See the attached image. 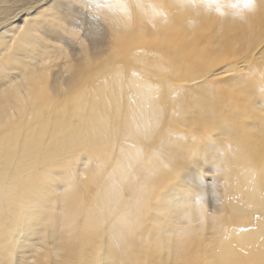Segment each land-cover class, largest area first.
Instances as JSON below:
<instances>
[{
  "label": "bare ground",
  "instance_id": "bare-ground-1",
  "mask_svg": "<svg viewBox=\"0 0 264 264\" xmlns=\"http://www.w3.org/2000/svg\"><path fill=\"white\" fill-rule=\"evenodd\" d=\"M262 74L264 0H0V264H264Z\"/></svg>",
  "mask_w": 264,
  "mask_h": 264
},
{
  "label": "snow or ice",
  "instance_id": "snow-or-ice-1",
  "mask_svg": "<svg viewBox=\"0 0 264 264\" xmlns=\"http://www.w3.org/2000/svg\"><path fill=\"white\" fill-rule=\"evenodd\" d=\"M246 6L248 7H254V0H245ZM111 5H97L96 6V12L99 13L103 7H110ZM264 75V74H262ZM127 220H122V224H127Z\"/></svg>",
  "mask_w": 264,
  "mask_h": 264
},
{
  "label": "rangeland",
  "instance_id": "rangeland-1",
  "mask_svg": "<svg viewBox=\"0 0 264 264\" xmlns=\"http://www.w3.org/2000/svg\"><path fill=\"white\" fill-rule=\"evenodd\" d=\"M78 167H84L83 163L81 161H72L69 168L74 173V170ZM95 169L92 167V170ZM208 177V175L205 176V178ZM73 189V186H69V191L71 192Z\"/></svg>",
  "mask_w": 264,
  "mask_h": 264
}]
</instances>
